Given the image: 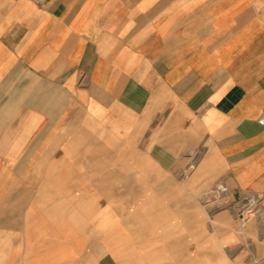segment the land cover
<instances>
[{"label": "crops", "instance_id": "obj_1", "mask_svg": "<svg viewBox=\"0 0 264 264\" xmlns=\"http://www.w3.org/2000/svg\"><path fill=\"white\" fill-rule=\"evenodd\" d=\"M263 114L264 0H0V264H264Z\"/></svg>", "mask_w": 264, "mask_h": 264}, {"label": "rangeland", "instance_id": "obj_2", "mask_svg": "<svg viewBox=\"0 0 264 264\" xmlns=\"http://www.w3.org/2000/svg\"><path fill=\"white\" fill-rule=\"evenodd\" d=\"M189 168H187L188 169V171H192L195 167H196V164H194L193 165V167H190V165L188 166ZM187 169H186V171H187ZM185 170V169H184ZM261 197H263V195H260V198ZM212 199V198H211ZM215 201H217V203L219 204V205H222L224 208L227 206V208H229V207H232L233 208V205H231L230 204V202L225 198V197H218L217 196V199H215ZM258 204H260V205H262L263 207H264V197L263 198H261V200H259V203ZM235 210V209H234ZM254 210V209H253ZM235 212H237V213H235L236 214V217H237V219L239 220V214H240V212H238L237 210H235ZM254 212V211H253Z\"/></svg>", "mask_w": 264, "mask_h": 264}, {"label": "bare ground", "instance_id": "obj_3", "mask_svg": "<svg viewBox=\"0 0 264 264\" xmlns=\"http://www.w3.org/2000/svg\"><path fill=\"white\" fill-rule=\"evenodd\" d=\"M247 204H249V206H254L256 204V200H253L252 198L251 199H248V203ZM248 219L249 220H253L254 219V216L253 215H250V216H248Z\"/></svg>", "mask_w": 264, "mask_h": 264}, {"label": "built area", "instance_id": "obj_4", "mask_svg": "<svg viewBox=\"0 0 264 264\" xmlns=\"http://www.w3.org/2000/svg\"><path fill=\"white\" fill-rule=\"evenodd\" d=\"M37 3H41L42 0H35ZM259 123L261 125H264V114L260 117L259 119Z\"/></svg>", "mask_w": 264, "mask_h": 264}]
</instances>
